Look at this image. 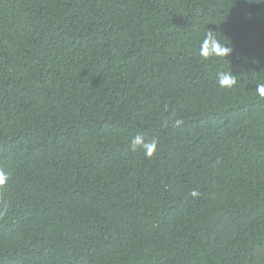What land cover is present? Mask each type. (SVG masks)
Returning <instances> with one entry per match:
<instances>
[{
	"label": "trees",
	"instance_id": "1",
	"mask_svg": "<svg viewBox=\"0 0 264 264\" xmlns=\"http://www.w3.org/2000/svg\"><path fill=\"white\" fill-rule=\"evenodd\" d=\"M257 83L264 0H0V264H264Z\"/></svg>",
	"mask_w": 264,
	"mask_h": 264
},
{
	"label": "clouds",
	"instance_id": "2",
	"mask_svg": "<svg viewBox=\"0 0 264 264\" xmlns=\"http://www.w3.org/2000/svg\"><path fill=\"white\" fill-rule=\"evenodd\" d=\"M233 51L234 49L230 44L222 42L216 31L211 29L206 31L199 45V56L205 61L217 58L228 59ZM217 83L221 88L234 89L238 86V77L233 75L232 72L219 71L217 73ZM255 91L261 99H264V83H257ZM183 123L182 119L177 118L172 121V126L180 127ZM168 124V120H165L163 127H168ZM138 150H141L146 158H154L159 150L158 137L146 138L143 134L135 135L131 140V151L136 152ZM11 179L10 172L0 168V217L7 214L9 210V202L4 198L3 193L8 190ZM190 195L196 198L200 196V192L193 189Z\"/></svg>",
	"mask_w": 264,
	"mask_h": 264
}]
</instances>
